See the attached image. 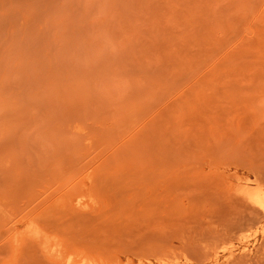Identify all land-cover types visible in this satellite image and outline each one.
<instances>
[{
    "label": "rangeland",
    "instance_id": "obj_1",
    "mask_svg": "<svg viewBox=\"0 0 264 264\" xmlns=\"http://www.w3.org/2000/svg\"><path fill=\"white\" fill-rule=\"evenodd\" d=\"M249 177L264 0H0V264H264Z\"/></svg>",
    "mask_w": 264,
    "mask_h": 264
},
{
    "label": "bare ground",
    "instance_id": "obj_2",
    "mask_svg": "<svg viewBox=\"0 0 264 264\" xmlns=\"http://www.w3.org/2000/svg\"><path fill=\"white\" fill-rule=\"evenodd\" d=\"M240 187H238V191L240 194L243 195V197L251 202L253 205H255L261 212L264 213V183L259 178L251 179L244 178L240 182ZM237 191V190H236ZM241 195V196H242ZM78 207L80 209L86 208V204L80 200L77 201ZM263 236H264V229H263ZM257 244V243H256ZM255 243H245L242 244L239 248H233L230 247V250L228 254L224 257V259L215 258L214 264H228L231 262L233 257L236 254V251L238 250L239 253L244 255H252L254 252V248L256 246ZM51 258L56 261L57 264H77V262L74 261V259L71 257L70 254H64L61 250L57 248H51L49 249ZM146 261L141 260L139 264H171L167 261H161L160 263H145ZM182 264H197L194 261H192L189 257H185Z\"/></svg>",
    "mask_w": 264,
    "mask_h": 264
}]
</instances>
